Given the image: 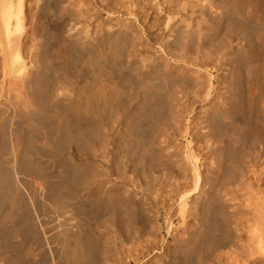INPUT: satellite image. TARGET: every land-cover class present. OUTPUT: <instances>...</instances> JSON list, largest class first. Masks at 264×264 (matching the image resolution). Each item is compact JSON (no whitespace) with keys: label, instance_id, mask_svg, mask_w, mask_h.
<instances>
[{"label":"bare ground","instance_id":"6f19581e","mask_svg":"<svg viewBox=\"0 0 264 264\" xmlns=\"http://www.w3.org/2000/svg\"><path fill=\"white\" fill-rule=\"evenodd\" d=\"M26 1L29 2V0ZM37 1L35 12L33 9L31 11V13L34 12V16L27 22L21 14L22 8L18 7L15 0H0V101L2 102L0 104L5 107L4 110L0 109V264H109L113 250L112 241L106 242L109 240H105L102 235L105 241L101 242L98 234L101 232L111 235L113 232L120 238L124 237L121 235L123 232L139 234L140 229L136 228L138 221L135 213L137 211L134 212L138 203L135 206L134 194L124 189L122 185L119 187L120 185L111 184L110 187H106L105 183L109 180L105 183L96 180L107 177L111 172L122 174V176L124 174L129 176L130 174L126 173L132 172L142 178L143 176L156 177L161 174L163 170V165L160 167L161 161L165 158L163 155L169 150L165 149L168 141L164 142L167 144L164 146L162 145L164 140L161 142V139L169 138L167 135L169 129L171 131L172 127L179 126L173 123L179 121L178 110L182 109L177 105V100H181L175 98V91H169L168 86L175 80L172 84L177 91L178 88L185 87L188 81L184 80L187 77L182 78V74L187 76L190 70L182 68L181 65L179 67V59H174L179 67L176 69H174L175 65L173 68L168 63V65H162L157 59H147L148 56L144 60L145 65L129 59L138 38L136 36L138 34L133 33L135 31L131 32L132 29H127L129 24L123 28L125 30L113 29L114 32L111 34L107 33L109 30L102 29L105 30L102 31L104 37L93 40L91 39L93 37L81 36L76 26H70L69 30H66L65 21L68 18L60 16V5L64 4L65 0ZM197 1L202 3L206 0ZM216 1L218 5L215 1L216 4L213 3L220 7V13L207 12V16L203 15L204 18L208 17L207 23H204L205 26L202 25L203 30L198 29L204 32L206 37H203L208 39V44L203 42L204 47L208 45L207 50L206 47L200 46V48L205 49L209 59L215 50L219 54L218 47L226 43L229 54L235 59L231 58L227 62L228 67L222 70L224 72L222 75L219 73L222 80L220 82L224 84V88L221 87V90L224 89L223 93L214 92L213 101L208 105L209 108H205L206 113L203 116L200 115L199 121L205 124L206 131L202 132L201 136L206 140V144H220L222 136L224 139L226 136L229 142L225 141L227 147L221 146V143L220 146L214 145L216 148L211 149L212 155L210 153L209 155L213 159L207 160L206 163L210 161L207 164L204 161V176H201L197 162L189 161L193 164L192 170L195 175V188L192 194L194 198L190 204L196 206L199 214L195 217L193 224L182 225L187 233L186 238L173 239L174 245L167 250L166 257L157 259L158 261L152 264H264V190L250 188V191L254 190V193L251 192V197L246 199L247 205L245 204L243 208L244 218L240 225L234 228L225 216L226 202H223L220 196L223 185L233 184L244 175L241 158L242 153L247 150L246 147L248 145L253 147L256 143L264 142V66L260 62L262 68L259 66L258 69L257 62L256 68H253L251 73V83L249 84L248 81L245 85L238 66L239 64L248 65L257 58L264 62V59H261L264 58V0ZM164 2L166 3L165 0ZM173 2L170 3L173 4ZM192 2L189 0V3ZM224 2H228L227 6L222 5ZM213 3L211 2L212 6ZM174 5L177 4L171 6ZM187 7L189 9V6ZM169 8L172 7L169 6ZM176 8H174L175 11ZM182 8L184 11L186 6ZM178 9L176 16L182 12L178 13L180 10ZM205 10H208L206 5L202 7L201 13ZM166 11L168 12V9ZM128 12L131 13L130 10ZM175 14L171 16L175 18ZM199 24L201 25L202 22ZM178 25L172 26L167 32L166 42L162 44L167 56L174 52L171 51L174 45L172 46L173 42L170 40L173 41L182 34ZM197 28L201 27L197 25ZM192 32L195 33V30ZM221 32H223L222 37L219 36ZM67 33L69 36H66ZM95 33L92 35H96ZM190 38L193 39L195 36L191 35ZM204 39L201 40L204 41ZM200 43L202 44L201 41ZM204 51L202 50L203 53ZM179 52L180 49L178 54H182ZM174 53H177L176 50ZM134 55L137 54L134 53ZM179 58H181L180 55ZM184 58L181 63L187 65L188 62L185 61L187 58L185 60ZM165 61L164 63L167 62ZM213 61L216 60L213 59ZM188 65H191V62ZM198 66H193L195 70L192 68L191 70L195 72L205 68ZM215 69V72H219V69ZM249 69L250 75L251 69ZM172 70H175L172 76L176 75V79H174L175 76L169 77L170 80H174L171 82L169 79L166 80L169 82L167 84L164 80L170 76ZM82 74L85 75V80ZM160 74L162 79L158 80L157 75ZM205 74L204 77L207 78L209 74L207 76ZM79 78H82L84 82L80 79L82 82L79 84ZM206 82L208 83V80ZM212 82L209 84L213 90ZM57 84L60 89L55 95ZM253 86L257 89L255 97L252 96L255 90H251ZM245 88L246 90L249 88L248 93L252 96V98L249 96L251 99L248 98L249 101L252 100L249 103L250 107L245 105L246 98L243 99ZM186 90L189 92L194 89L187 88L185 92ZM202 92L201 94H204V90ZM178 98H180L179 94ZM225 105H228L227 109H223ZM207 109H209L208 113ZM7 110L9 113L4 116ZM216 117H220L223 123L219 124ZM179 119L181 120V117ZM171 124H173L172 127H170ZM114 127L116 130H112ZM81 157H91L96 160L98 158L100 161L103 157H108L107 166L98 168L97 165L91 164L93 162L81 165L75 161ZM99 157L102 158L99 159ZM185 165L191 167L187 163ZM185 168L184 170H187ZM249 173H252L251 178H255V181L264 183V171L256 168ZM147 178L151 182L154 180V177ZM121 179L124 180V177ZM155 180L157 181L156 178ZM150 192L153 191L150 190L148 193ZM184 196L187 194L181 196L183 210L188 203ZM65 215L69 217L65 219ZM51 220H57L59 227L55 236L53 234L52 237L47 235L46 229ZM72 221L75 224L69 223ZM54 224L52 222L53 226ZM111 237L114 238V235ZM130 237L127 238L130 239ZM132 237L134 239L133 235ZM232 237L236 239L235 242H232ZM147 242L144 243L147 244ZM215 253L220 254L217 260L214 257Z\"/></svg>","mask_w":264,"mask_h":264},{"label":"rangeland","instance_id":"374dc122","mask_svg":"<svg viewBox=\"0 0 264 264\" xmlns=\"http://www.w3.org/2000/svg\"><path fill=\"white\" fill-rule=\"evenodd\" d=\"M37 0H29V2L28 1H26V0H15V2L17 3V5H18V7H21L22 8V16L24 17V20L25 21H30L31 19H32V17L34 16V12H35V10H34V8H36V4H37V2H36ZM66 1V2H65ZM64 2H62V3H64V4H61L60 5V16H62L63 18H68L67 20H69L70 18H72L71 19V21L69 20V21H65V23L67 24V26H66V30H69V28H70V26L72 27V26H76V29H77V27L79 28L78 29V31H79V33L81 34V36H83V37H86V36H88L89 38H91V37H93V38H91V39H93V40H98V39H100V38H102V37H104V31L107 29V30H109V31H107V33H109V34H111V33H113L114 32V30L113 29H115V30H121V28L123 29V28H126L127 27V24H129V25H131L130 27H129V25H128V27H127V29L128 28H130V30H131V32H133V31H135V32H133V33H135V34H138V35H136L138 38H139V40H137L136 39V42H135V44H134V48H133V52L130 54V57L131 58H129V59H134V60H136V61H138V62H141L142 63V65H145L146 64V62H144V60H146V57H147V59H154V60H158V62L160 63V64H169L170 65V67H175L174 69H176L177 67H178V65H179V67H180V65H181V67L182 68H184V69H186V70H190L189 72H188V75L187 76H184L183 74H182V78H185V77H187V78H185L184 80L185 81H188V82H186V86L185 87H183V88H178V91H179V93H178V91L176 90L177 88H175V86L173 85L174 83V79H176V75H174L175 76V78L174 79H171L173 82V84L172 83H170V85L168 86V90L169 91H171L172 92V90L173 91H175L174 92V96H175V98H177V99H179V100H181V101H178L177 100V105L180 107V108H182L181 110L178 108V106L176 107V109L178 110V115H179V117H178V120L180 121H177V123H173V124H178L179 126H177V128H173L172 127V125L173 124H171V126L170 127H172V130L170 131V129H169V131L167 132V135L169 136V138L168 137H166V139H161V142L163 143L162 145H164V146H167V144H168V146H170V147H165V149H169L167 152H166V150H165V152H166V154L165 155H163V157H165V158H163V159H165V160H163L162 159V161H161V166L160 167H162V165H163V167H162V171H163V173H162V171L160 172L161 174V176H160V178H159V176L157 175L156 177L155 176H146V178H145V176H143V178H142V176H140V175H136L135 173H132V172H129V173H126L127 175H129V176H125V174L122 176V174H120V175H118L119 173H115V172H111L110 174H108L107 175V177H104V178H100V179H98V180H96L97 182H102L103 181V183H105V182H107V180H109L107 183H105V185H106V187H110L111 186V184H113V185H115V186H118V185H120L119 187H121V185L124 187V189H128L127 191H131L133 194H134V196H133V200H134V202H135V206H136V204H137V206L134 208V212L135 211H137L135 214H136V217H137V221L139 222H137V230H139L140 229V232H139V234L141 233V231H142V233L141 234H143V235H139V234H137V233H135V232H133L132 234L131 233H127V232H123V234H121V235H123L124 237H118L115 233H111V235H110V233L108 234V233H99L98 234V236L99 237H101L100 238V241L101 242H104L105 240H109V241H106V242H110V241H112V243H111V247H112V252H111V259H110V263L109 264H111V262H112V264H152L153 262H155V261H158L157 259H164L165 257H166V255L165 254H167L168 253V251L167 250H169V248H170V246L172 247L173 245H174V240L173 239H176V238H186V236H187V233L183 230V228H182V225L183 224H185V225H190V224H193L194 222H195V217H197V215L199 214L198 213V209L196 208V206L194 207L193 205H191L190 203L192 202L191 200H193V198H194V196H192V194L194 193V188H195V178H194V172H193V170H192V166H193V162L194 163H196L197 162V164H198V170H199V172H200V174H201V176H204L205 175V173L203 172L204 171V164L206 163V161L207 160H209L210 159V161H212V159H213V157H211L210 155H212V150H213V148L215 149L216 147H217V145L218 146H220L221 145V143H222V145L221 146H225V143H227V142H229V140H227L226 139V136H224L225 137V139L223 138V136H222V138H221V143L219 144V143H217L216 145L215 144H211V143H207L206 144V140L205 139H203V136H201L202 135V132L204 133V131H206V128H205V124H203L201 121H199V117H200V115L201 116H203L204 115V113H206V112H204V110H205V108H209V106L208 105H210V103L213 101V98H214V92H218L219 94L220 93H223L222 91L224 90V89H222L221 90V87L222 88H224V84L223 83H221L220 81H222L221 80V77H220V75H222L224 72V70L225 69H227V62L232 58V56L229 54V52H228V45L225 43H223V44H221V46H219L218 47V50H219V54H218V51H214L213 52V54H211L210 56H211V58L209 57V59H208V53H205L206 51H204L205 49H201L200 48V46L201 47H204L203 46V42H204V44H208L207 42V40L208 39H206L205 37H206V35L204 34V32L202 33V31H200V30H203V28H204V23L206 24L207 23V18L205 17H203V15H206L207 14V12H211V11H215V12H211V14L213 13V14H215L216 13V11L217 12H219L220 13V7H218V6H216V5H218L219 3L216 1V0H214L215 2H217V4L212 0V1H210V0H206V1H204V2H202L201 3V1L199 2V1H197V0H190V1H193L192 3H189V0H179V2H178V0H169L170 2H173V4H177V5H174V6H171V5H173L172 3H170L168 0H165L166 1V3H168V4H166L165 2H164V0H158V1H160V2H158L157 0H117V2H116V0H104V2L102 3V1L103 0H77V1H79V2H81V3H79V2H77L76 0H65ZM84 1V2H83ZM110 1V2H109ZM119 1H121V2H123L124 4H125V6H124V4L123 3H121V2H119ZM133 1V2H132ZM137 1V2H136ZM186 2L185 3V5H183L184 4V2ZM73 2V3H72ZM89 4H88V3ZM100 2V3H99ZM110 3V5H109V3ZM111 2H112V4L114 5H112L111 4ZM117 4H116V3ZM127 4H126V3ZM131 2V3H130ZM137 4H136V3ZM141 2V3H140ZM162 2H164V3H162ZM176 2V3H175ZM179 4H178V3ZM183 2V3H182ZM200 4H199V3ZM209 2V3H208ZM211 2L213 3V6L211 5ZM85 5H84V4ZM132 3H134V4H132ZM140 3V4H139ZM160 3V5H158V4ZM196 3V4H195ZM204 3V4H203ZM225 3V4H224ZM222 5H224V6H227V4H228V2H224ZM29 4V5H28ZM79 5V7H78V5ZM100 4V5H99ZM108 4V5H107ZM120 4V5H119ZM123 4V5H122ZM132 4V5H131ZM135 4H136V6H135ZM142 4V5H141ZM146 4V5H145ZM166 4V5H165ZM181 4H182V6H186V9L184 8V11L186 12H184L182 9V6H181ZM187 4H192L191 6H193L194 7V9H192L193 7H191L190 5H187ZM194 4H195V6H194ZM199 4V5H198ZM35 5V6H34ZM87 5V6H86ZM89 5V6H88ZM91 5V6H90ZM104 5V6H103ZM119 5V7H117ZM128 5V6H127ZM162 5V6H161ZM165 5V6H164ZM198 7H197V6ZM201 5V6H200ZM205 5H206V9L208 8V10H205V12H203V13H201L202 11V7H205ZM208 5V6H207ZM210 5V6H209ZM27 6V7H26ZM29 6V7H28ZM34 6V7H33ZM75 6V7H74ZM83 6V7H82ZM121 6H123V8L121 7ZM132 6H134V7H132ZM142 6V7H141ZM167 6V7H166ZM169 6L170 7H172V8H169ZM176 6H177V8H176ZM187 6H189V9H188V7ZM71 7V8H70ZM78 7V8H77ZM85 7V8H84ZM89 7H91V8H89ZM102 7V8H101ZM104 7V8H103ZM106 7V8H105ZM107 7H108V9H107ZM113 9H112V8ZM124 7H125V9H124ZM129 7V8H128ZM130 7H132V9H130ZM140 9H139V8ZM176 8V11H177V9L179 10L178 11V13L180 12V11H182L183 13H184V16H183V13L182 12H180V14H178V16H176L177 15V13H176V11L174 10V8ZM191 7V8H190ZM201 7V8H200ZM210 7H211V9H210ZM27 8V9H26ZM31 8V9H30ZM119 8V9H118ZM143 8V9H142ZM155 8V9H154ZM182 8V9H181ZM216 8H217V10H216ZM32 9H33V11L34 12H32L31 13V11H32ZM70 9H72V10H70ZM90 11H89V10ZM102 9V10H101ZM112 9V10H111ZM135 9V10H134ZM161 9V11L159 12V10ZM168 9V12L166 11ZM170 9V10H169ZM198 9V10H197ZM201 9V10H200ZM73 11V13H75V14H73L72 12L70 13V11ZM88 10V11H87ZM109 10H111V11H109ZM130 10V14H129V11ZM147 10V11H146ZM172 10H174V11H172ZM186 10H188V11H186ZM77 13H76V12ZM80 11V12H79ZM96 11V12H95ZM117 11V12H116ZM155 11V12H154ZM163 11V12H162ZM190 11H192V12H190ZM203 11H204V9H203ZM65 12V13H64ZM84 12V13H83ZM88 12V13H87ZM92 14H91V13ZM114 12V13H113ZM128 12V13H127ZM209 12V13H210ZM27 13V14H26ZM31 13V14H30ZM64 15H63V14ZM80 13V14H79ZM145 13V14H144ZM165 13V14H164ZM175 14V18H173L171 15L172 14ZM205 13V14H204ZM84 14V15H83ZM167 14V15H166ZM169 14V15H168ZM192 14V15H191ZM30 15H32V16H30ZM78 15H83V16H81V17H83V18H81L80 16L79 17H77ZM86 15V16H85ZM137 15V16H136ZM198 15V16H197ZM143 16V17H142ZM144 16H145V18H144ZM188 16V17H187ZM207 16V15H206ZM88 17V18H87ZM97 17V18H96ZM78 18V19H77ZM143 18V19H142ZM189 18V19H188ZM203 18H204V20H205V22H204V20H203ZM28 19V20H27ZM74 19V20H73ZM81 19V20H80ZM82 19H83V22H82ZM128 19V20H127ZM170 19V20H169ZM192 19V20H191ZM194 19V20H193ZM201 20V21H200ZM119 21V22H118ZM121 21V22H120ZM129 21V22H128ZM168 21V22H167ZM78 22H79V24H78ZM89 22H90V24H89ZM144 22V23H143ZM157 22V23H156ZM167 22V23H166ZM177 22V23H176ZM191 22V23H190ZM201 23L202 22V24L200 25L199 23ZM97 23V24H96ZM140 23V24H139ZM183 23V24H182ZM189 23V24H188ZM196 23V24H195ZM83 24V25H82ZM94 24V25H93ZM154 24V25H153ZM180 25L181 26V29H180V26H179V30L180 31H182V34H180V36H178L177 38H175V40H170L171 42H173L172 43V46H173V49H171V51L173 50L174 52H175V50H176V52L177 53H174V52H171V55H168L167 56V54H166V51H165V49H164V43L166 42V40H167V32L172 28V26H174V25ZM187 26H186V25ZM96 25V26H95ZM183 25V26H182ZM197 25H199V27H201V28H197ZM202 25H204L203 27H202ZM93 26V27H92ZM120 26H122V27H120ZM150 26V27H149ZM153 26V27H152ZM171 26V27H170ZM69 27V28H68ZM85 27V28H84ZM136 27V28H135ZM149 27V28H148ZM183 27H184V29H183ZM27 28V27H26ZM83 28V29H82ZM95 28H97V29H95ZM169 28V29H168ZM186 28V29H185ZM82 29V30H81ZM102 29H105V30H102ZM167 29V30H166ZM198 29H200V30H198ZM112 30V31H111ZM123 30H125V29H123ZM137 30V31H136ZM150 30V31H149ZM157 30H158V32H157ZM163 31V33H162V31ZM165 30V31H164ZM185 32H184V31ZM190 30V31H189ZM195 30V33L194 32H192V31H194ZM86 31H89L88 33L86 32ZM103 31V32H102ZM159 31H160V33H159ZM96 34V35H94L95 36V38H94V36L92 35V34H94V33ZM138 32V33H137ZM184 32V33H183ZM97 33H99V34H97ZM162 33V34H161ZM193 33V34H192ZM212 32H210V34H211ZM223 32H221V34L219 35V36H223V34H222ZM66 34V33H65ZM101 34V35H100ZM103 34V35H102ZM152 34V35H151ZM195 34V35H194ZM204 34V35H203ZM209 34V33H208ZM140 35V36H139ZM191 35L194 37L195 36V38H190L191 37ZM66 36H69L68 35V33H67V35ZM166 36V37H165ZM196 36L199 38H196ZM203 36H205V37H203ZM140 37H141V39H140ZM182 37V38H181ZM183 37L186 39H183ZM182 40H181V39ZM204 39V41H202L201 39ZM190 39V40H189ZM196 40V41H195ZM197 40H199V41H201L202 42V44L200 43L199 44V41H197ZM138 41L140 42V43H138ZM163 41V42H162ZM178 41V42H177ZM193 41V42H192ZM177 42V43H176ZM182 42V43H181ZM142 43V44H141ZM181 43V45L183 46H181V45H179ZM185 43V44H184ZM139 44V45H138ZM163 44V45H162ZM198 44H199V46H198ZM176 45V46H175ZM138 46V47H137ZM145 46V47H144ZM163 46V47H162ZM191 46H192V48H194L193 50H195L194 51V54H193V51H192V48H191ZM197 47V49H196V47ZM222 46H224V47H222ZM143 47V48H142ZM159 47V48H158ZM176 47H178L179 49H180V52H182V54L180 53V54H178V51H179V49L178 48H176ZM182 47V48H181ZM205 47H206V50H207V47H208V45L206 46L205 45ZM204 47V48H205ZM135 48H137V49H135ZM150 48V49H149ZM163 48V49H162ZM223 48V49H222ZM225 48V49H224ZM145 49V50H144ZM146 49L149 51H146ZM160 49V50H159ZM222 49V50H221ZM178 50V51H177ZM202 50L204 51V53L202 52ZM137 51H139V53L137 52ZM151 51V52H150ZM165 51V52H164ZM217 52V53H216ZM134 53L135 54H137V55H134ZM197 53V54H196ZM203 54V55H201V54ZM163 54V55H162ZM177 55V57H176V55ZM208 54V55H207ZM141 55H143V56H141ZM173 55H175V57L173 56ZM179 55H180V57L181 58H179ZM183 55H184V57H186V58H184L183 57ZM216 55V56H215ZM231 57H230V56ZM140 56V58H141V60H140V58H136V57H139ZM164 56L166 57V58H164ZM190 56V57H189ZM195 56V57H194ZM206 56H207V58H206ZM228 56H229V58H228ZM142 57H143V59H142ZM145 57V58H144ZM155 57V58H154ZM161 57V58H160ZM163 57V58H162ZM193 57V58H192ZM215 57V58H214ZM171 58H172V60H171ZM183 58H184V60L185 61H187L188 62V64H190V62H191V65H182V63H181V61L183 62ZM188 58H189V60H188ZM192 58V59H191ZM162 59H163V62H162ZM174 59L176 60V59H179L178 61V63H176L175 61H174ZM180 59H182V60H180ZM206 59V60H205ZM213 59L214 60H216V61H213ZM233 59H235L234 57L232 58V60ZM260 58H257V59H255V61L256 60H258V61H256V63H255V61L252 63H249L248 65L247 64H239L238 66H239V69H240V72H241V76L244 78V79H242V81H245L244 82V85L245 84H247V82L250 84L251 83V80H252V75H251V73H253L252 71H253V68L255 69L256 68V66L258 65V69H259V66H260V64L262 65V66H264V62H262V61H260L259 60ZM261 59H264V58H261ZM140 60V61H139ZM167 62H166V61ZM171 60V61H170ZM198 60V61H197ZM211 60V61H210ZM224 60H225V62H224ZM164 61L166 62V63H164ZM195 63H194V62ZM201 61V62H200ZM208 61V62H207ZM219 61V62H218ZM221 61V62H220ZM223 61V62H222ZM170 62V63H169ZM174 62V63H173ZM196 62H197V64H196ZM212 62V63H211ZM214 62V63H213ZM216 62H218V63H216ZM257 62L259 63V64H257ZM261 62V63H260ZM145 63V64H144ZM172 63H173V65H172ZM192 63H194V65L192 64ZM198 63H201V64H198ZM205 63V64H204ZM221 63V64H220ZM223 63V64H222ZM167 64V65H168ZM176 64H178V65H176ZM196 64V65H195ZM203 64V65H202ZM207 64V66H205ZM215 64H216V66H215ZM220 66H219V65ZM255 64H257V65H255ZM175 65V66H174ZM197 65H199L198 67H205V68H203V70L202 71H195V72H193L192 70H195L194 68H193V66H197ZM208 65H210V66H208ZM212 65V66H211ZM224 66V67H223ZM254 66V67H253ZM262 66H260V68H262ZM169 67V68H170ZM178 67V68H179ZM214 67V68H213ZM222 67V68H221ZM241 67V68H240ZM251 69H249V68ZM191 68H192V70H191ZM219 69V72H215L214 71V69ZM220 68H221V70H220ZM225 68V69H224ZM213 69V70H212ZM215 69V70H216ZM224 69V70H223ZM248 69L250 70V75H249V72H248ZM210 70V71H209ZM223 70V71H222ZM173 71H175V70H172L171 72H170V76H168L167 78H165V80H164V82L167 80L168 81V79H169V77H174V76H172L173 74ZM245 71H247V72H245ZM193 73V74H191V73ZM198 72H200L199 74H198ZM175 73V72H174ZM190 73V74H189ZM196 75H195V74ZM203 73V74H202ZM205 73H207V74H205ZM216 73V74H215ZM219 73H220V75H219ZM202 76H201V75ZM204 74H205V76H207L208 74V76H207V78H205L204 77ZM215 74V75H214ZM168 75V74H167ZM194 75L196 76V77H200L201 79L199 80V78H197L196 79V77H194ZM198 75V76H197ZM200 75V76H199ZM211 75H212V77H211ZM218 77H217V76ZM82 76H83V79H84V74H82ZM81 76V77H82ZM161 76V74L160 75H157V79L158 80H161L162 79V77H160ZM193 78H192V77ZM211 78H210V77ZM158 77H160V78H158ZM189 77V78H188ZM194 79V80H192V79ZM210 78V79H209ZM218 80H217V79ZM80 79H82V78H79L78 79V83L79 84H81V82H82V80L80 81ZM190 79V80H189ZM204 79L207 81L208 80V83L206 82V81H204ZM215 81H214V80ZM85 80V79H84ZM84 80H83V82H84ZM170 80V79H169ZM171 80H170V82H171ZM198 80V81H197ZM80 81V82H79ZM165 82V83H167V84H169V82ZM210 81V82H209ZM213 81V82H212ZM218 81V82H217ZM159 82V81H158ZM191 82V83H190ZM197 82V83H196ZM201 82H203V83H201ZM211 82L212 83H214V87H213V90L211 89ZM192 83H193V85H192ZM207 83V84H206ZM210 83V84H209ZM191 84V85H190ZM189 85V86H188ZM209 86L210 87V89H208L209 87H207V86ZM217 85V86H216ZM223 85V86H222ZM188 86V87H187ZM205 86V87H204ZM193 88L194 90H189V92L186 90V92H185V89H187V88ZM216 87V88H215ZM218 87V88H217ZM247 87H248V85H247ZM201 88V89H200ZM60 88H59V85L57 84L56 85V94L55 95H57V92H58V90H59ZM171 89V90H170ZM183 89V90H182ZM196 89V90H195ZM215 89V90H214ZM253 89H255V90H253ZM204 90V94H205V96L207 97V98H205V96H203L204 94H201V92ZM220 90H221V92H220ZM251 90H253V94H252V96L253 97H255V92L257 91V89H256V87L255 86H253L252 87V89ZM194 91V92H193ZM209 91V92H208ZM191 92V93H190ZM248 92H250L249 91V88H247V90H246V88H245V91H244V94H243V99H245V103H247V104H245L246 106H249L250 107V101H252V100H248V98H252V96L250 95V93H248ZM188 93V94H187ZM200 93V94H199ZM203 93V92H202ZM251 93H252V91H251ZM257 93V92H256ZM178 94H179V97L180 98H178ZM191 94V95H190ZM209 94V95H208ZM247 94H248V96H247ZM177 95V96H176ZM208 95V96H207ZM198 96V97H197ZM203 96V97H202ZM213 96V97H212ZM246 96V97H245ZM250 96V97H249ZM256 96H257V94H256ZM192 97H195V98H192ZM202 98V99H201ZM210 98V99H209ZM250 98V99H251ZM196 101H194V100ZM212 99V100H211ZM191 100V101H190ZM210 100V101H209ZM248 100V101H247ZM201 101V102H200ZM183 104H181V103ZM186 102V103H185ZM195 102V103H194ZM0 103H2L1 101H0ZM179 103V104H178ZM209 103V104H208ZM181 104V105H180ZM4 106L3 105H1L0 104V109H2V110H4L5 109V107L3 108ZM194 107V108H193ZM227 107H228V105H225V107L223 106V109H227ZM187 108V109H186ZM185 109V110H184ZM184 110V111H183ZM188 110V111H187ZM180 111V112H179ZM182 111V112H181ZM190 111V112H189ZM206 111V110H205ZM260 111V110H259ZM184 112V113H183ZM209 112V109H207V113ZM7 113H9L8 112V110H7V112H6V114L4 115V116H6V115H8ZM201 113V114H200ZM186 114V115H185ZM198 114V115H197ZM182 115V116H181ZM181 117V120L179 119ZM183 118V119H182ZM217 119H216V121L218 120V123L219 124H221V123H223V121H222V119L220 118V117H216ZM254 119H255V117H254ZM254 119H253V122L255 123V121H254ZM221 120V121H220ZM3 121V120H2ZM180 124H179V123ZM191 123V124H190ZM200 123V124H199ZM180 127V128H179ZM182 128V129H181ZM173 129H175V130H173ZM108 130V129H107ZM112 130H116V128L114 127V128H112ZM177 130V131H176ZM181 130V131H180ZM174 131H176V132H174ZM181 132V134H179L180 132ZM172 132V133H171ZM179 135H178V134ZM172 134V135H171ZM199 135V136H198ZM168 138V139H167ZM171 140V141H170ZM167 141H168V143H167ZM205 141V142H204ZM225 141H227V142H225ZM164 142H166V143H164ZM170 144V145H169ZM174 146H173V145ZM210 144H211V146H210ZM229 144V143H228ZM214 145L216 146V147H214ZM227 145V144H226ZM172 147V148H171ZM195 147V148H194ZM210 149H208V148ZM225 147H227V146H225ZM247 148V150H245V152H243L242 153V158H241V160H242V165H243V169H244V175L241 177V178H239V179H237L236 181H234V183L232 184V183H230L229 185H223L222 187H221V189H220V196H221V198H222V201L223 202H226V211H225V216L229 219V224L231 225V227L232 228H234L236 225H240L239 223H241L242 222V220H243V218H244V205L246 204L247 205V202H246V199L247 198H250L251 197V192L252 193H254V190H256L257 188H258V190H260L261 189V191L262 190H264V189H262V186H264V185H262V184H264V183H262V182H259L258 183V181H255L256 179L255 178H251L252 177V173L250 174L249 172H252L253 171V169H256L257 168V170H262V171H264V142H260V143H256L253 147H250L249 145L246 147ZM191 149V150H190ZM208 149V150H207ZM212 149V150H211ZM229 149H230V147H229ZM193 150V151H192ZM164 152V153H165ZM254 152V153H253ZM163 153V154H164ZM167 153H169L170 154V156H169V154H168V156H169V158H168V156H167ZM209 153H210V155H209ZM193 154V155H192ZM252 157V158H250V156ZM167 156V157H166ZM187 156V157H186ZM193 156H194V158H193ZM86 158V159H85ZM100 158H102V157H99V159ZM105 157H103V159H101V161L100 160H98V158H97V160L96 159H93V158H91V157H81V158H79V160H78V158L77 159H75V161L77 162V163H79V164H81V165H87V164H90L91 162H93V163H91V164H93L94 166L95 165H97L96 167H98V168H106V161H107V158H105ZM168 158V159H167ZM190 158V159H189ZM244 158V159H243ZM180 159V160H179ZM182 159V160H181ZM206 159V160H205ZM253 159V160H252ZM82 160V161H81ZM92 160V161H91ZM94 160V161H93ZM102 160H105V161H102ZM179 160V161H178ZM184 160V161H183ZM191 160V162H189ZM88 161V162H87ZM204 161H205V163H204ZM210 161H208V162H210ZM214 161V160H213ZM247 162L246 164H245V166H244V163L245 162ZM252 161V162H251ZM96 162V163H95ZM183 164H182V163ZM207 162V163H208ZM86 163V164H85ZM95 163V164H94ZM164 163V164H163ZM187 163V165H190L191 167L189 168L188 166L186 167V164ZM206 163V164H207ZM252 163V164H251ZM105 165V166H104ZM176 165V166H175ZM203 165V166H202ZM251 165H253L252 167H251ZM202 166V167H201ZM248 168H247V167ZM250 166V167H249ZM187 168V170H184V168ZM255 167V168H254ZM185 168V169H186ZM188 168H189V170H188ZM202 168V169H201ZM253 168V169H252ZM160 170V169H159ZM171 171V172H170ZM185 173H184V172ZM202 171V172H201ZM246 171V172H245ZM248 171V172H247ZM166 172V173H165ZM193 172V173H192ZM113 173V174H112ZM165 173V174H164ZM169 175H168V174ZM180 173V174H179ZM190 173V174H189ZM246 173V174H245ZM112 174V175H111ZM163 174V175H162ZM182 174V175H181ZM186 174V175H185ZM156 175V174H155ZM173 175H175V176H173ZM179 175H180V177H179ZM251 175V176H250ZM121 176V177H120ZM166 178H165V177ZM182 176V177H181ZM184 176V177H183ZM249 176V177H248ZM116 177V178H115ZM122 177H124V180H126V181H124L123 179H121ZM147 177H150V178H153L154 180H152V182L150 181V179L149 178H147ZM164 177V178H163ZM131 180H129V179ZM155 178L157 179V181L155 180ZM169 178V179H168ZM203 178V177H202ZM251 180H249V179ZM104 179H105V181H104ZM160 179V180H159ZM242 179V180H241ZM244 179V180H243ZM239 180V181H238ZM156 181V182H155ZM160 181V182H159ZM164 181V182H163ZM172 181V182H171ZM238 181V182H237ZM246 181H249V182H251V183H249V182H247V183H249V185H247V183H246ZM135 182H137V183H135ZM170 182V183H169ZM146 183L148 184V185H146ZM154 183H155V185H154ZM168 184V185H166V184ZM256 183V184H255ZM246 184V185H245ZM110 185V186H109ZM231 185V186H230ZM253 185V186H252ZM148 186V187H147ZM158 186H159V188H158ZM194 186V187H193ZM254 186L256 187V188H254ZM122 187V188H123ZM150 187H152V188H150ZM163 187H164V189H163ZM249 187V188H248ZM252 187V188H251ZM261 187V188H260ZM254 189V190H252V191H250L251 189ZM147 189H149V190H147ZM153 189V190H152ZM160 189V190H159ZM153 191V192H150V193H148L149 191ZM166 190V191H165ZM135 191V192H134ZM162 191V192H161ZM249 191V192H248ZM137 192V193H136ZM157 193V194H156ZM242 193V194H241ZM136 194V195H135ZM153 196H152V195ZM187 194V196H184L185 198H186V201H188V203H187V206H186V208L184 207V210H185V214H183L184 213V210H183V207L181 206V204H182V202H181V200H182V197H183V195H186ZM148 195V196H147ZM250 195V196H249ZM182 196V197H181ZM157 197V198H156ZM172 198V199H171ZM151 199L153 200V201H151ZM188 199V200H187ZM224 199V200H223ZM233 199V200H232ZM163 200V201H162ZM158 201V202H157ZM235 201V202H234ZM150 202V203H149ZM240 202V203H239ZM246 202V203H245ZM149 203V204H148ZM160 205H159V204ZM228 204V205H227ZM139 205V206H138ZM141 206V207H140ZM172 206V207H171ZM193 206V207H192ZM168 207V208H167ZM192 209H191V208ZM139 208V209H138ZM159 208V209H158ZM136 209V210H135ZM151 209V210H150ZM173 210V211H172ZM188 210V211H187ZM197 212H196V211ZM242 210V211H241ZM143 211V212H142ZM153 211V212H152ZM154 211H157V212H154ZM187 211V212H186ZM192 211V212H191ZM195 211V212H194ZM139 212V213H138ZM238 212V213H237ZM240 212V213H239ZM196 213V214H195ZM157 214V215H156ZM237 214V215H236ZM159 215V216H158ZM190 215V216H189ZM192 215V216H191ZM239 215V216H238ZM241 215V216H240ZM154 218H153V217ZM182 216H184V217H182ZM69 217V215H65V219L66 218H68ZM156 217V218H155ZM179 217H181V219L179 218ZM187 217V218H186ZM192 217V218H191ZM194 217V218H193ZM156 220V221H155ZM185 222H184V221ZM241 220V221H240ZM52 222H53V224H54V226L52 225ZM70 224H75V222L74 221H72V222H69ZM150 224H152V225H150ZM181 224V225H180ZM150 225V226H149ZM58 227V222H57V220H51L50 221V223L46 226V229H47V235L48 236H51L52 237V235L54 234V236H55V234L57 233V231L59 230V227L58 228H56V227ZM170 226V227H169ZM51 227V228H50ZM152 227H155V228H152ZM161 228V229H160ZM57 229V230H56ZM51 230V231H50ZM145 230V231H144ZM150 230V231H149ZM50 231V232H49ZM177 231V232H176ZM188 231V230H187ZM148 232V233H147ZM172 232V233H171ZM175 233H176V235H178V236H176L175 235ZM110 235V236H107V235ZM127 236H126V235ZM130 234H131V237H130ZM135 234H137V236L135 235ZM149 234V235H148ZM104 236V238H105V240H104V238H103V236ZM106 235V236H105ZM114 235V238L113 237H111V236H113ZM132 235L134 236V239H132L133 237H132ZM126 236V237H125ZM144 236V237H143ZM158 236V237H157ZM127 237H130V239L129 238H127ZM142 237V238H141ZM146 237H148V238H146ZM150 237H152V238H150ZM154 237V238H153ZM110 238V239H109ZM118 238V240L116 241V239ZM124 238V239H123ZM126 238V239H125ZM145 238V239H144ZM112 239V240H111ZM115 239V240H114ZM123 241H122V240ZM129 239V240H128ZM137 239V240H136ZM143 239V240H142ZM159 239V240H158ZM114 240V241H113ZM141 240V241H140ZM236 241V239L234 238V237H232V242H235ZM127 241H128V243H127ZM145 241H148L147 242V244L146 243H144ZM173 242V243H172ZM120 243V244H119ZM127 243V244H126ZM154 243V244H153ZM145 244V245H144ZM114 245V246H113ZM142 245H144L143 247H141ZM149 245H151V246H149ZM54 246V245H53ZM135 246V247H134ZM146 246H148V247H146ZM137 247H138V249H137ZM141 248H143L142 249V251L140 252V250H141ZM145 248V249H144ZM148 248V249H147ZM151 248V249H150ZM115 249V250H114ZM136 250V251H135ZM167 252V253H166ZM140 254V255H139ZM139 255V256H138ZM220 254L219 253H215L214 254V257L216 258V260L218 259V258H220V256H219ZM122 256V257H121ZM137 257H138V259H137ZM159 257V258H158ZM140 258V259H139ZM123 259H125V260H123ZM127 259V260H126ZM137 259V260H136ZM114 260V261H113Z\"/></svg>","mask_w":264,"mask_h":264}]
</instances>
